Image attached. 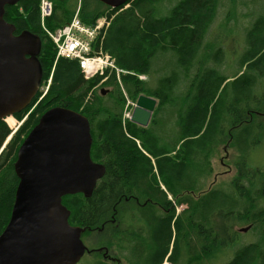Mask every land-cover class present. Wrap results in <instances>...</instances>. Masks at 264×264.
I'll return each mask as SVG.
<instances>
[{
	"label": "trees",
	"instance_id": "trees-1",
	"mask_svg": "<svg viewBox=\"0 0 264 264\" xmlns=\"http://www.w3.org/2000/svg\"><path fill=\"white\" fill-rule=\"evenodd\" d=\"M209 3L210 0H179L169 15L158 16L159 0H130L128 7L124 5L111 11L109 6L99 0H82L80 17L86 23L94 22L105 12L114 14L103 45L115 57L117 65L126 70L121 75L122 85L116 81V75H111L101 86L111 87L107 93L101 87L94 89L90 100L87 97L92 88L104 76L87 79L77 60L56 58L55 45L41 29L39 1L21 0L5 9L4 17L14 25L16 34L27 32L41 39L38 60L42 78L47 81L52 77L44 97L36 104L34 100L42 94L39 93L26 110L36 104L32 114L36 123L43 112L54 106L68 107L84 114L90 121L93 137L92 159L106 167V173L98 181L91 197L76 193L62 198L63 204L71 211L70 223L87 228L84 234H90L89 230L97 229L128 195L142 192L152 197L151 193L158 182L157 173L166 182V189L173 196L177 194V206H186L180 213H176L172 207V212L159 220L152 218L146 211L147 239L151 241L145 253L141 252L140 255L144 264L162 262L168 252V247L163 250L168 237L163 241L162 238L169 234V224L173 219L177 225V240L172 257L177 264L184 251L201 250L200 253H190L189 256H192L188 257L187 264H205L207 259H214L218 254L229 251L231 243L235 242L239 234L234 230L236 224L252 223L255 226L256 222L262 221L264 226V169L252 167L250 163V155L260 142L258 135L253 134L257 131L255 128L262 127V123L255 125L251 118L256 116V112L264 111V96H257L256 93L247 95L248 88L252 89L258 83L254 73L264 66V51L255 61L259 64L250 69L252 73L240 75L241 68H250V61L245 66L243 58L239 67L229 72L227 67L222 66L221 49L213 56L215 62L211 66L207 53L201 51L202 35L205 34L203 29L211 10ZM77 6L78 0H58L47 20L48 27L55 29L70 20ZM247 36L249 48L242 57L247 52L248 56H255L264 47L262 18L256 21ZM169 51L177 55L179 65L189 76V90L185 93L177 92L176 70L160 78L155 86L150 84V80L147 82L139 78L142 74L152 75L153 58L159 52ZM166 58L171 61L170 56ZM196 62L197 71L191 75ZM230 77L235 79L229 80ZM114 93L116 97L113 100L111 96ZM140 94L153 96L158 101L146 127L123 119L126 96L136 99ZM173 105L176 123L170 133L161 114L165 115ZM210 107L219 109L222 122L235 123L231 128L237 133L234 140L241 157L237 162L238 174L231 182L234 192L215 187L217 189H210L197 198L193 195L192 198L182 197L180 194L183 191L192 193L199 188L195 182H199L200 178L195 180V176L191 178L187 172L193 169L195 173L191 164L194 161L191 160L204 151L199 148V143L206 140L201 132ZM262 116L263 113L257 117ZM30 127L27 124L23 133ZM7 128L6 125L0 128V145L5 139ZM187 138L189 140L184 142ZM19 140L22 138L19 137ZM205 143L207 150L211 148V143ZM16 145L17 142L14 146L9 143L1 153L0 172L8 165L12 155L14 162L18 148ZM187 165L191 166V171H188ZM257 177L261 178V185L256 183ZM17 183L13 165L7 167L3 177L0 176V232L9 220ZM254 192H258L259 198L254 196ZM134 233V240L142 236V231L134 230ZM261 239L264 240V236ZM263 244L252 243L239 252L236 249L233 257L222 264H264V247H260Z\"/></svg>",
	"mask_w": 264,
	"mask_h": 264
},
{
	"label": "water",
	"instance_id": "water-1",
	"mask_svg": "<svg viewBox=\"0 0 264 264\" xmlns=\"http://www.w3.org/2000/svg\"><path fill=\"white\" fill-rule=\"evenodd\" d=\"M19 1L0 0V119L29 107L43 77L38 60L41 39L27 32L15 34L4 17L6 6ZM99 1L118 8L130 0ZM156 105V98L140 94L130 120L148 126ZM92 143L90 121L81 112L54 106L42 114L14 164L20 181L10 219L0 233V264L81 261L88 251L82 240L87 228L70 223L71 211L62 198L76 193L91 197L105 175V165L92 159Z\"/></svg>",
	"mask_w": 264,
	"mask_h": 264
},
{
	"label": "rangeland",
	"instance_id": "rangeland-1",
	"mask_svg": "<svg viewBox=\"0 0 264 264\" xmlns=\"http://www.w3.org/2000/svg\"><path fill=\"white\" fill-rule=\"evenodd\" d=\"M178 1L179 0H159L160 6H159L158 16L169 15L172 8L176 5ZM209 6H211V10H210V15L207 18L206 24L203 29V33L205 34L202 35L203 41L201 45L202 47L201 51L202 52L205 51L207 53L208 59L210 61V65L213 66L214 64L212 62L213 61L215 62L213 56L216 54L217 50L221 49L222 50L221 56L223 57L222 66L227 67V70H229V72H232V70L239 67L242 58L244 59V62H246L245 66H247V64H249L250 61L249 64L250 68H248L247 70L246 68H241L242 71L240 75L243 74L244 72L252 73L249 71L251 68L256 66V64H259L258 61L257 62L255 61L257 57L264 51V47L259 52H256L255 56H248V52H247L246 56L244 55L242 57V54H245L246 49L249 48V39H248L249 37L247 36V33L250 32V29L254 26L257 20H260V18H262V20L264 21V17H260V16H264V0H210ZM103 17H106L105 13L99 16L94 22H90V23H86L84 21L83 22L88 25H95L97 21ZM166 56H170L171 61H169V59L167 60ZM251 57H253L252 60H250ZM197 64L198 63L196 62L195 65L192 67L191 75H193L197 71L196 69ZM216 65L218 64L216 63ZM152 67H153L152 75L150 74L139 75L140 80L147 82L150 80V84L155 86L159 82L160 78L167 76L176 70L177 92L180 93L183 91L185 93L186 91L189 90L188 86L190 85V80H187L189 76L185 73L184 68L181 65H179L178 57L175 53L170 51L169 53L159 52L152 60ZM254 74L257 75L258 83L252 89L248 88L247 95L251 93H256L257 96H264V66ZM109 75L110 74L107 73L101 79V81L92 88V91L88 95L87 100L91 99L90 97L93 90L101 87L103 83L110 77ZM95 77H97V75L90 78V80ZM48 79L47 81L42 80L41 82L40 89L42 90L41 91L42 93H44V91L47 89ZM234 79L235 77L229 78V80H234ZM110 88L111 87H105V89H110ZM243 92L245 93L246 90H243ZM115 97H116V93H114V95L111 96V99L114 100ZM136 100L137 98L132 99L130 97H127L123 111L125 115L124 116L125 119H129V117L131 116L136 104L134 102H136ZM34 101L36 102V104L39 103L37 101H40V96L38 99H35ZM174 107L175 105H173V107H169L165 115H163L164 113L161 114V118L164 117L166 120L167 129L170 133L173 132L174 125L176 123V119L173 117L174 112H172L173 110L175 111ZM33 111L34 109L33 107H31L30 109L24 111L23 113L25 115L27 112L32 113ZM262 113L264 114V111L261 113L256 112V116L255 117L253 116L254 118L253 117L251 118V120L253 119L254 122L256 123L255 125L262 123V127L259 129L255 128L257 131L253 135L254 136L258 135V139L260 142L259 144L256 145L255 149L252 151L250 155V163L252 164L251 165L252 167L258 166L259 168L261 167L262 169H264V116H262V118L257 117V116H261ZM20 116L21 115L14 117L10 116V118L7 117L8 118L7 123L9 122L10 119H13L15 121V124L13 125L8 123V125L11 128V129L9 128L10 130L18 126L19 124L18 122L21 121ZM41 116H39V118ZM177 117H178V113H177ZM232 125H235V123L231 121L222 122V118L219 117V109L217 108L212 109V107L208 109L206 122L201 132L202 134L201 136L206 140H204V142L199 143V148L204 149V151H201V153H199L196 157H194L191 160L195 162V163L194 162L191 163L193 164V167L196 170L195 173L192 172L193 169L191 171L190 169L191 166L189 167V165H187L188 171L192 172V173L187 172V174L189 176L191 175V178L195 176V180L200 178L199 182H195V186H199V188H197V190L192 193L190 191H183L180 194L182 197H191L193 195L194 197L197 198L206 191L213 189L215 187L223 188L231 193L234 192V187L231 182L238 174L239 167L237 162L240 160L241 152L238 150L237 145L235 144L234 137H236L237 133L235 132L234 129L231 128ZM176 139H178V134ZM187 140L189 139L188 138L185 139L184 142H186ZM205 142L211 143L209 144L211 148H208V150L205 148V144H206ZM199 159H201V161H199ZM259 178L257 177L255 181L258 185H261L260 182L261 178L260 179ZM157 179H158L157 184L161 189V191L164 190L168 202L172 204L176 213H180L186 206L185 205L177 206V194L176 196H173V194L166 189L165 187L166 182H164L161 179L158 173H157ZM258 191L260 193L261 189H259ZM135 194L138 195L140 198H143V196L145 195L142 192L141 193L136 192ZM254 196L259 198L258 192L257 193L254 192ZM122 201H123L122 204H119L116 210L117 215L115 217L116 219L115 223H113L111 227H108L109 230L114 229V231L112 230V232L107 234L108 232L107 229L105 228L106 230L103 229V231H98L90 235L84 234L82 236L83 242L86 243L89 248H91L92 246L102 245L104 249L102 253H95L86 256L84 259H82V261L79 264H144V260L140 257V255L141 252L145 253L146 246H148L151 241V239L150 240L147 239L148 228L144 229L141 223H134L133 213L134 212L136 213L134 207L129 208L130 206H127L128 202H125V198H123ZM135 209L137 210L136 207ZM157 215H159L158 220L165 217V215L162 216L163 215L162 212L157 213ZM154 218L156 217L154 216ZM170 222H171L169 224L170 232L169 234H166L162 238L163 241L168 237L165 241V246L163 245V250L164 249L166 250V248L168 247L167 249L168 252L167 254L164 255L162 262L158 264H177V261L175 262L173 260L174 257H172L173 256L172 252L175 245L174 242L175 240H177V234H176L177 225L175 224V219H173ZM249 225L250 228L247 231H240V228L247 227L248 225H244V224L234 225V230L238 231L239 234H237V236L235 237V242L231 243L232 248H230L229 251L227 250L226 253L218 254L217 256H215L214 259H210V260L207 259L205 261V264L226 263L233 257L234 250L239 249L238 251L237 250L236 251L237 252L242 251L246 246H249L250 244L256 242L263 244L262 241L264 240L261 239V236H264L263 222L258 221L256 222L255 226L252 223ZM133 230L142 231L141 233L142 236L136 237L135 240L134 238L132 240L131 238L129 239L128 232H132ZM120 231H122V233L119 234ZM97 234H99L98 237ZM260 247L263 248L264 244ZM105 248H107L106 251L107 253L104 252ZM192 252L188 251V253H186V251H184L182 254V258L178 262V264H187L188 257L192 256V255L189 256V254ZM200 252L201 250L198 249L196 250V252L193 253H200ZM105 255L107 257H105Z\"/></svg>",
	"mask_w": 264,
	"mask_h": 264
},
{
	"label": "built area",
	"instance_id": "built-area-1",
	"mask_svg": "<svg viewBox=\"0 0 264 264\" xmlns=\"http://www.w3.org/2000/svg\"><path fill=\"white\" fill-rule=\"evenodd\" d=\"M42 14V26L53 40L57 56L80 60L82 71L86 78L102 74L105 71L112 73L114 70L119 74L115 60L104 52L102 44L110 24V18L103 17L95 25L84 23L75 16L64 25L49 30L44 23V18L50 16L54 8V0H40Z\"/></svg>",
	"mask_w": 264,
	"mask_h": 264
},
{
	"label": "flooded vegetation",
	"instance_id": "flooded-vegetation-1",
	"mask_svg": "<svg viewBox=\"0 0 264 264\" xmlns=\"http://www.w3.org/2000/svg\"><path fill=\"white\" fill-rule=\"evenodd\" d=\"M15 34H16V30H15ZM33 112L32 113L27 112L25 114V116L23 118H21V121L18 122L19 123L18 126L15 127L12 130H10L11 128L8 125V123L12 124V125L15 124V121L13 119H10L8 123H7V119L10 118V117H8V118L3 117V118L0 119V128H3L4 125H6L8 127L7 128L8 131H7V133L4 136L5 139L2 140V144L0 145V155H1V153H3L5 151L6 146L9 143L11 144V146H14V144L17 142L16 147H18L17 148V152H16V158H15L14 162H12V158H13V155H12L10 157L8 163H7L8 165H6V167L4 169L5 171H6L7 167H12V165H13V169H14V172H15L14 164H15V161L17 160L18 150H19L22 142L24 141V139L27 137L28 133L31 131V129L36 124V121L32 117ZM27 124H29L31 127H30L29 130H27L25 133H23V130L26 128ZM19 137H21L22 140H19ZM4 170H2L0 172L1 178L5 174ZM15 177L18 179V183H19L20 179L17 176L16 172H15ZM18 183H17V186H18ZM17 186H16V188H17ZM151 195H152V197H149L148 195H145L143 198H140L136 194H130L127 197H125V202H128L127 206H130L129 208L134 207V210L136 211V213L135 212L133 213L134 223H141L142 226L144 227V229H147V227L145 228V226L147 225L146 214H145L146 211L151 215L152 218H154V216L156 218H158L159 215H157V213H159V212H162V214H163L162 216H164L166 212L167 213L172 212V207H173L172 204H170V202H168V200L166 199L165 193L162 192L161 189L158 188L157 184H156V189L151 193ZM14 199H15V197H14ZM163 203L166 205V207L163 205ZM120 204H122V203H120ZM135 207L137 208V210L135 209ZM138 212H140L142 215L140 213H138ZM116 213L117 212H116V208H115V211L113 212V214H111L109 216V218H107L97 229H95L93 231L89 230L90 231L89 233L93 234V233H96L98 231H103V229H105V228L107 229V232H108L107 234L112 232V230L114 231V229L109 230L108 227H111L113 225V223H115V221H116L115 217L117 215ZM6 225L4 226L3 230L5 229ZM120 233H122V231H120L119 234ZM83 235H84V233H83ZM98 236H99V234H97V237ZM128 236H129V239L131 238V240H132L136 236L135 233H134V230L132 232H128ZM87 248H88V251L83 256V259L86 256L90 255V254L102 253V251L104 249L102 247V245H100V246H92L91 248H89L87 246ZM106 251H107V248H105L104 252L107 253ZM105 257H107V256L105 255Z\"/></svg>",
	"mask_w": 264,
	"mask_h": 264
},
{
	"label": "bare ground",
	"instance_id": "bare-ground-1",
	"mask_svg": "<svg viewBox=\"0 0 264 264\" xmlns=\"http://www.w3.org/2000/svg\"><path fill=\"white\" fill-rule=\"evenodd\" d=\"M55 49H56V47H55ZM133 103V102H132ZM134 103H136V102H134ZM128 111V110H127ZM125 116V115H124ZM32 130V129H31ZM29 134V133H28ZM100 163V162H99ZM165 189V188H164Z\"/></svg>",
	"mask_w": 264,
	"mask_h": 264
}]
</instances>
